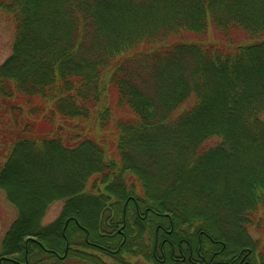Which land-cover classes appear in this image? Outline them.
<instances>
[{
  "label": "trees",
  "instance_id": "16d2710c",
  "mask_svg": "<svg viewBox=\"0 0 264 264\" xmlns=\"http://www.w3.org/2000/svg\"><path fill=\"white\" fill-rule=\"evenodd\" d=\"M0 11L1 264H264V0Z\"/></svg>",
  "mask_w": 264,
  "mask_h": 264
},
{
  "label": "rangeland",
  "instance_id": "374dc122",
  "mask_svg": "<svg viewBox=\"0 0 264 264\" xmlns=\"http://www.w3.org/2000/svg\"><path fill=\"white\" fill-rule=\"evenodd\" d=\"M14 39V27L11 20L6 14L0 11V64L3 60L11 53L12 44ZM7 153L4 152L0 156V163L6 158ZM61 202H55L50 205L46 211L45 216L43 217V224H48L53 221L61 210ZM16 218V210L14 207L7 201L4 191L0 189V243L3 238V235L7 231L11 222ZM259 232L251 231L249 232L252 240H256L259 237ZM133 262L136 264H150L144 260L138 258L133 259Z\"/></svg>",
  "mask_w": 264,
  "mask_h": 264
},
{
  "label": "flooded vegetation",
  "instance_id": "af4514ba",
  "mask_svg": "<svg viewBox=\"0 0 264 264\" xmlns=\"http://www.w3.org/2000/svg\"><path fill=\"white\" fill-rule=\"evenodd\" d=\"M2 261H3V257H0V264L2 263ZM200 261H202V259H200ZM198 263H200V262L198 261ZM209 263L210 264H229L228 262H226V263L225 262H223V263H220V262L215 263L212 258H210ZM201 264H204V262H202ZM236 264H247V260H246L245 255L241 256V258L238 260V262Z\"/></svg>",
  "mask_w": 264,
  "mask_h": 264
}]
</instances>
